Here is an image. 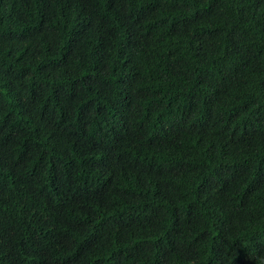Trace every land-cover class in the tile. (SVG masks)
Listing matches in <instances>:
<instances>
[{"label": "trees", "instance_id": "obj_1", "mask_svg": "<svg viewBox=\"0 0 264 264\" xmlns=\"http://www.w3.org/2000/svg\"><path fill=\"white\" fill-rule=\"evenodd\" d=\"M0 264H264V0H0Z\"/></svg>", "mask_w": 264, "mask_h": 264}]
</instances>
